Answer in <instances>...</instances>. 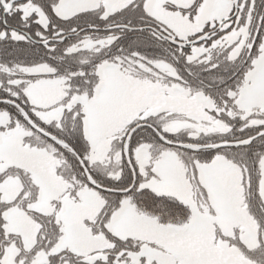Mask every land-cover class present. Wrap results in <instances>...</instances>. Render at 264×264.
<instances>
[{"label":"snow or ice","instance_id":"1","mask_svg":"<svg viewBox=\"0 0 264 264\" xmlns=\"http://www.w3.org/2000/svg\"><path fill=\"white\" fill-rule=\"evenodd\" d=\"M0 264H264V0H0Z\"/></svg>","mask_w":264,"mask_h":264}]
</instances>
